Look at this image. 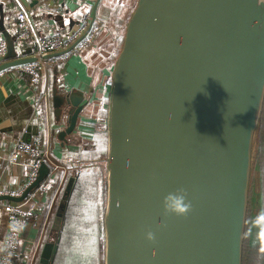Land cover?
Here are the masks:
<instances>
[{"label": "water", "instance_id": "water-1", "mask_svg": "<svg viewBox=\"0 0 264 264\" xmlns=\"http://www.w3.org/2000/svg\"><path fill=\"white\" fill-rule=\"evenodd\" d=\"M20 1L34 11L40 0ZM70 1L50 19L70 27L60 35L65 40L85 29L67 47L44 54L45 61L75 53L92 28L105 23L103 0H75L74 10ZM0 29L7 43L0 73L37 61L33 50L18 57V43L2 22ZM93 91L88 96L63 79L51 84L53 141L68 147V135L81 136L79 120ZM263 106L264 0H137L111 71L107 155L100 159L107 172L104 264H243ZM74 167L33 264H54L82 170ZM50 169L43 163L21 197L0 200L22 201ZM179 187L187 190L192 210L186 217L165 216L163 197ZM255 200L257 216L262 201ZM148 231L155 241L146 239Z\"/></svg>", "mask_w": 264, "mask_h": 264}, {"label": "crops", "instance_id": "crops-1", "mask_svg": "<svg viewBox=\"0 0 264 264\" xmlns=\"http://www.w3.org/2000/svg\"><path fill=\"white\" fill-rule=\"evenodd\" d=\"M62 1L64 0H40L39 4L36 5V9L33 11L25 7L20 0H0V22L3 23L4 29L10 33L12 39L18 43L16 47V55L18 57L27 56L33 50L32 44L18 42L17 40L19 33L18 13L27 11L31 15L34 30L40 36L53 34L65 36L68 30H70L67 23L60 26L53 19H50L48 15L58 12L61 8L60 4ZM111 1L105 0L104 3L103 1L101 3L99 17L105 23L95 43L87 46L83 51H76L69 56L52 60L50 63L49 71L50 77L52 76V83H55L58 79H63L69 84L84 90L88 96L94 90L92 93V102L84 110L79 120L81 136L79 132L71 136L68 135L67 139L71 144L68 147L62 146L57 138L54 141L52 140V128L49 115V108L51 107L49 103V98H51V85L49 95L46 96L43 94L41 86L32 83L28 75L16 71L15 68L0 73V127L3 129V132L0 134V185L18 188L26 178L27 168L25 166L20 164H12L5 168L3 166L17 140L32 139L39 141L49 151L50 162L47 163L53 169L50 163L59 162L53 156L61 158L65 152H72L79 149V142L92 137L95 131V129L92 131V126L94 124L96 125L97 121L102 123L103 131L107 132L108 95L111 86V71L117 58V56L114 57L113 53L115 45L119 40H121V47L122 38L120 39V34L123 32V29L125 31L126 22L137 0H124V2L122 0H113V4L110 5ZM77 5L78 3L75 0L69 2V6L73 10L78 7ZM1 38L4 37L0 29ZM89 47L91 49L87 51ZM106 99L107 103L105 102ZM103 110L106 111V115L102 114L101 111ZM98 126L100 125L98 124ZM71 138L74 139L71 140ZM62 167L64 168L65 166ZM56 176L58 175L56 174ZM45 191L40 195L41 205L47 204V206L45 205L46 214L44 212L45 215L42 217L44 221L50 215L58 194L56 192L47 197L48 193L46 194ZM13 202L16 201L0 200V254L9 225L5 205ZM40 214L41 211L39 216ZM37 220L26 230L23 243L24 245L26 242V248L24 251H21L15 264H33L34 258L33 261H29V258L35 257V250L45 229V222L39 223V217Z\"/></svg>", "mask_w": 264, "mask_h": 264}, {"label": "rangeland", "instance_id": "rangeland-1", "mask_svg": "<svg viewBox=\"0 0 264 264\" xmlns=\"http://www.w3.org/2000/svg\"><path fill=\"white\" fill-rule=\"evenodd\" d=\"M90 49L91 48L89 47L87 51ZM116 56L114 55V57ZM95 127L96 125L94 124L92 126V131H94ZM79 159L80 158L77 160L78 165L74 168L80 167L82 169L80 174L86 173L90 169L94 170H91L89 173V177L92 182L87 183V191L85 190V181L80 188L78 197L76 198L77 203L70 212L71 229L68 235L67 252L71 254V257L73 254H76L73 259L77 261V264H104V217L107 200V172L106 170H103L102 167L104 165L100 159L96 160L98 161V166H94L95 161L91 165H79ZM60 163H63L65 167L60 168L58 163H56L57 165L55 164L58 167L55 169V174L58 175L57 177H59V180L52 188L46 187L45 192L46 194L48 193L47 197L51 194H55L56 192H60L61 186L63 185L68 171L70 170L71 164H68L67 160L61 161ZM46 194L45 200L47 199ZM259 197L262 202L257 216H254L253 213L256 211L255 204L257 202L255 199ZM250 199L251 204L248 211V220L245 232L243 264H264V106L254 148ZM45 205L47 206V204L41 205L42 208L39 216V223L45 222L44 224L46 226L49 216L46 217V221L42 219V217L46 214ZM258 219H261L262 222L257 221ZM43 234L38 242L36 250L41 243ZM36 250L35 253L33 252L34 255L36 254ZM33 258L35 257L29 258V261H33Z\"/></svg>", "mask_w": 264, "mask_h": 264}, {"label": "built area", "instance_id": "built-area-1", "mask_svg": "<svg viewBox=\"0 0 264 264\" xmlns=\"http://www.w3.org/2000/svg\"><path fill=\"white\" fill-rule=\"evenodd\" d=\"M88 18V15L86 16ZM18 42L29 43L33 46V53L38 59L36 62L15 67V70L28 75L32 83L42 87L44 95H49L50 89V63L42 56L46 53L63 49L71 44L85 29L83 25L78 32L65 40L62 36L53 34L40 36L34 30L31 15L27 11L18 13ZM103 25L96 24L89 35L76 47V51H83L87 46L93 45L98 38ZM7 53V43L4 38L0 39V58ZM49 151L37 140H17L12 151L6 159L4 168L12 164H20L27 168V175L23 184L18 188L0 185V196L21 197L26 189L31 186L39 175L43 163L50 162ZM48 164V163H47ZM53 170L58 167L54 162L50 163ZM56 164V165H55ZM60 168L62 166H59ZM51 168V167H50ZM46 183L41 184L33 190V193L22 201L8 203L5 210L8 214V230L4 245L0 254V264H15L21 254L22 245L25 240L26 230L34 224L41 211L40 195L46 190Z\"/></svg>", "mask_w": 264, "mask_h": 264}, {"label": "trees", "instance_id": "trees-1", "mask_svg": "<svg viewBox=\"0 0 264 264\" xmlns=\"http://www.w3.org/2000/svg\"><path fill=\"white\" fill-rule=\"evenodd\" d=\"M124 2V1H123ZM133 10V8H132ZM124 33L121 32L120 34V39L122 38ZM120 41L119 40L116 45H115V50H114V55L116 56V54L119 51L120 48ZM50 85L52 84V76L50 77ZM107 103V99L105 101ZM104 111V112H103ZM101 111L103 115H106V111L103 110ZM98 124L100 126H98ZM97 126L95 127V131L92 134V137H90V139L88 140V149L82 151L80 154H78L77 156V160L78 158L79 161L83 162V165H91L94 163V161L102 159L103 157L106 156V152H107V132L103 131V127H102V123H100L99 121H97ZM76 156V155H74ZM85 159V160H84ZM74 164L76 163L77 165V161L73 160L72 161ZM91 170L93 171L94 169H90L88 172L86 173H81L79 175L76 187L74 189L71 201H70V205L68 208V212H67V219H66V223H65V227L64 230L62 232V236H61V240L59 243V250L57 252L54 264H77V261L75 259H73V257H75L76 254H73L71 257V254H69L67 252V242H68V235H69V231H70V221H71V217H70V212L71 209H73L74 205L77 203L76 202V198L79 195L80 192V188L81 186L85 183L86 181V185L85 186V190L87 191V183L88 182H92L91 178L89 177V173L91 172ZM59 177L56 176V174L54 173L53 169H50V172L48 173V175H46L43 179L42 182L46 183L47 187L52 188L53 186H55V184L58 182ZM33 193L30 192L28 197ZM83 197V195H82Z\"/></svg>", "mask_w": 264, "mask_h": 264}, {"label": "clouds", "instance_id": "clouds-1", "mask_svg": "<svg viewBox=\"0 0 264 264\" xmlns=\"http://www.w3.org/2000/svg\"><path fill=\"white\" fill-rule=\"evenodd\" d=\"M162 205L165 216L175 215L178 217H186L192 210V204L188 200L187 190L183 187H179L175 191L165 195ZM155 238L154 232L148 231L146 233V239L148 241H155Z\"/></svg>", "mask_w": 264, "mask_h": 264}, {"label": "flooded vegetation", "instance_id": "flooded-vegetation-1", "mask_svg": "<svg viewBox=\"0 0 264 264\" xmlns=\"http://www.w3.org/2000/svg\"><path fill=\"white\" fill-rule=\"evenodd\" d=\"M104 1L105 0H103V3H104ZM122 1H124V0H122ZM113 4V0L110 2V5H112ZM110 8V7H109ZM59 132V131H58ZM58 134V133H57ZM74 138H71V140H73ZM90 139V138H89ZM88 139V140H89ZM88 140H85V141H82V142H79V149H76L75 151H72V152H65L64 153V155L61 157V158H58V157H56V156H53L54 157V159H57V161H59L58 162V164H59V166H65L63 163H60L61 161H66L67 160V162H68V164H72L73 166H76V163L74 164L72 161L73 160H76L77 161V156H78V154H80L82 151H84V150H87L88 149ZM74 155H76V156H74ZM81 159V158H80ZM85 160V159H84ZM57 163V162H56ZM78 165V164H77Z\"/></svg>", "mask_w": 264, "mask_h": 264}]
</instances>
